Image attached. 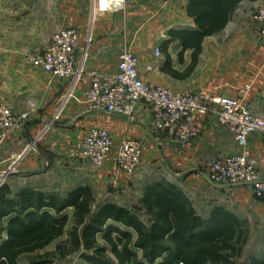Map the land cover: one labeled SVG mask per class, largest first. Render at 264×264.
I'll list each match as a JSON object with an SVG mask.
<instances>
[{
  "label": "crops",
  "instance_id": "1",
  "mask_svg": "<svg viewBox=\"0 0 264 264\" xmlns=\"http://www.w3.org/2000/svg\"><path fill=\"white\" fill-rule=\"evenodd\" d=\"M202 2L126 0L124 11L98 13L91 18L90 0H40L52 5L53 20L66 22V28L79 29L81 45L91 34L88 72L114 71L118 55L126 47L137 55L138 74L146 82L175 92L204 88L213 96L230 99L237 98L244 86L250 84L245 102L253 113L263 114L264 40L250 10L255 5L262 7L264 0L240 1L225 26L201 40L193 62L195 48L185 46L182 38L198 30L189 9ZM156 48L160 50L159 56L155 55ZM89 83L86 75L58 118H54L68 93L69 82L53 78L28 62L0 61V103L8 105L15 115L27 114L17 129L0 139V185L6 183L12 192L25 188L43 192L31 182L42 176H60L61 167L74 176H79L78 172L92 176V164L81 156L78 143L92 128H102L110 134L115 148L124 139L142 143L141 166L133 176H152L150 166L165 164L167 172L157 171L156 176H161L157 181L183 183L199 191L209 187L214 193L254 203L264 215V200L254 198L249 184L215 188L204 172L209 160L244 154L257 162L258 174L264 178L263 132L250 134L242 148L226 127L207 115L198 120L200 134L186 144H178L153 129L152 111L142 102L136 104L130 118L91 109L85 99ZM120 174L114 156L109 154L94 176L110 181ZM16 178L23 182L14 189L11 179Z\"/></svg>",
  "mask_w": 264,
  "mask_h": 264
},
{
  "label": "trees",
  "instance_id": "2",
  "mask_svg": "<svg viewBox=\"0 0 264 264\" xmlns=\"http://www.w3.org/2000/svg\"><path fill=\"white\" fill-rule=\"evenodd\" d=\"M240 1L204 0L189 9L198 30L182 41L195 48L193 62L201 40L220 31ZM94 202L88 186L60 196L31 188L12 192L6 183L0 185V233L5 235H0V264H18L20 256L63 236L54 250L56 258L42 256L30 264H54L71 254L90 264H237L248 238V228L233 212L215 206L203 217L171 182L144 189L141 202L148 225L124 206L104 202L93 209ZM98 234L112 258L97 243ZM249 264H264V258H252Z\"/></svg>",
  "mask_w": 264,
  "mask_h": 264
},
{
  "label": "built area",
  "instance_id": "3",
  "mask_svg": "<svg viewBox=\"0 0 264 264\" xmlns=\"http://www.w3.org/2000/svg\"><path fill=\"white\" fill-rule=\"evenodd\" d=\"M126 0H90V14L117 13L125 10ZM253 20L264 40V7L253 14ZM91 34L81 45L76 27L61 28L50 37L43 51L30 54L28 61L40 67L53 78L69 82V90L54 116L58 118L62 107L87 75L90 78L85 99L91 109L130 118L138 102L152 111L153 129L168 135L178 143L186 144L200 134L199 118L212 115L219 125L226 127L238 145L244 148L248 136L254 132L264 133V113L257 115L246 104L250 84L244 86L234 99L213 96L201 88L193 92H175L146 82L138 74L139 59L128 48L118 55L114 71L100 73L87 71ZM155 55H160L159 48ZM27 119L26 113L15 115L11 108L0 104V139L17 129ZM82 157L96 168H101L113 148L110 134L102 128H92L78 143ZM142 143L136 139H124L115 155L116 167L124 176H132L141 163ZM206 177L215 184L246 183L264 200V178L257 171V162L244 154L212 159L207 165Z\"/></svg>",
  "mask_w": 264,
  "mask_h": 264
},
{
  "label": "rangeland",
  "instance_id": "4",
  "mask_svg": "<svg viewBox=\"0 0 264 264\" xmlns=\"http://www.w3.org/2000/svg\"><path fill=\"white\" fill-rule=\"evenodd\" d=\"M260 6L255 5L252 7L250 10L252 16L256 11L264 7V5ZM52 11V5L42 4L40 0H0V61L8 59L31 64L28 61V56L43 51L48 45L53 32L57 29L66 28V22H58L52 19ZM87 23L91 26L92 21ZM57 24H60V26L55 29ZM117 150L118 147L115 148L113 146L110 152L114 158ZM208 163L205 165V175L207 174ZM140 166L141 164L138 167ZM150 168L152 176H133L137 169H139L137 168L132 176L128 177L120 174V176H113L110 181H107L101 176H94L97 173V168L93 165L90 170L92 176H82L79 172V176L77 174L74 176L65 172L63 167H61L60 176H42V179L39 178L37 181L34 180L31 183L34 187L43 190L45 193L53 192L60 196L79 186H88L94 194L95 202L93 209H96L104 202L116 203L131 210L148 225L150 217L141 202L144 189L160 180L161 176H156L158 175L156 172L159 170H161L159 172H167V165H152ZM12 177L14 176H10V178ZM12 180L11 184L14 189L23 182L21 178ZM175 184L184 191L196 211L203 217H208L213 207L222 206L233 212L245 223L249 233L242 254L236 259L237 264H249L252 258L259 260L264 258V215L256 210L254 203L251 205L246 201H242L244 199L236 196L214 193L209 187H205L204 190L199 191L193 186H184L183 183ZM251 189L254 198L261 199L254 193L253 187ZM65 212L69 214L71 209ZM0 235L3 234L0 233ZM64 239L65 236L55 240L43 250L20 256L18 264H30L33 260L42 256L56 258L54 250ZM97 243L108 249L106 242L101 238L100 234L97 235ZM106 256L112 258L109 249ZM54 264L90 263L82 260L79 254H71L63 260L55 259Z\"/></svg>",
  "mask_w": 264,
  "mask_h": 264
},
{
  "label": "water",
  "instance_id": "5",
  "mask_svg": "<svg viewBox=\"0 0 264 264\" xmlns=\"http://www.w3.org/2000/svg\"><path fill=\"white\" fill-rule=\"evenodd\" d=\"M208 182L215 188H225V187H228L229 185H231V184H215V183L211 182L209 179H208Z\"/></svg>",
  "mask_w": 264,
  "mask_h": 264
}]
</instances>
